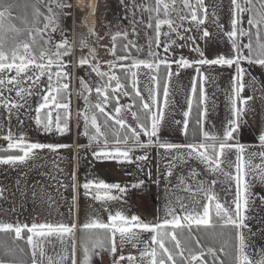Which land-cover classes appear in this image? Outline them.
Listing matches in <instances>:
<instances>
[{
	"label": "snow or ice",
	"instance_id": "1",
	"mask_svg": "<svg viewBox=\"0 0 264 264\" xmlns=\"http://www.w3.org/2000/svg\"><path fill=\"white\" fill-rule=\"evenodd\" d=\"M117 5L125 13L119 17L121 22L131 24L133 39H129L128 31L112 35V47L106 51L113 59L101 65L83 34L72 38L73 27L86 26L84 20L73 18V12L81 8L72 0H23V3L0 0V117L7 128L2 137L7 145L0 151V165L16 168L38 159L45 150L57 153L59 149L71 147L32 141L23 132L14 133L13 119L19 125L24 124L22 117L32 119L34 130L45 136L68 135L75 120L77 129L82 128L78 135L89 141L78 147L91 150L97 162L136 164L139 171L144 172L143 162L151 159L149 150L163 149L170 154L166 178L173 175L178 164L198 161L208 173H220L234 181L235 194L230 202L222 203L213 191L217 180L207 182L209 187H205L203 180L199 181V187H193L181 177L180 184L185 185L183 191L192 194V204L178 198L177 208L168 201L165 219L156 222H147L139 215L128 216L122 211L113 212L110 207L103 209L108 213L106 220L93 216L79 224L75 217L67 223L35 219L31 223L0 221L3 237L0 264H78L77 232L80 233L79 264H93V258L103 260V253L111 257V264H226L221 256H231L232 264H264V250L259 251L256 258L248 251L252 243L250 237L255 233L247 223L256 201L264 206V194L253 191L257 186L264 187V131L258 132L256 150L240 142L245 124L243 116L249 111L248 104L255 96L257 84L264 93V82L258 81L244 67L247 64L264 70V0H230L228 30H224L215 10L209 12L205 0H117ZM18 9L19 14L13 15ZM96 10L93 4L88 14L95 15ZM210 17L230 44L226 54L212 49L211 58L198 43L199 40L212 43ZM66 21L69 26L65 25ZM141 28L148 44L143 58L140 57L143 50L136 42ZM57 33L59 38L55 36ZM87 33L93 41L101 39L93 27L88 26ZM118 38L124 41L120 45L122 54H118ZM185 47L199 58L186 57ZM85 48L89 49L87 54L83 53ZM204 66L233 69L229 97L231 117L221 129L210 131L205 127V107L191 129L192 142H168L163 139L162 131L170 130L172 124L182 125L176 131L187 138L193 98L199 104H204L208 98L205 82L209 77L202 71ZM190 68L194 75L187 98L188 110L183 112L182 121L168 123L166 109L170 103L172 78ZM81 71L83 75L75 76V96L84 103L73 113L72 82L74 72ZM246 76L250 77L249 81L245 80ZM248 84L252 85L253 95L243 96ZM122 98L129 103L121 104ZM32 103L36 104L34 110ZM126 114H130L131 122ZM215 127L212 125L213 129ZM137 152L142 154L134 155ZM147 175L151 177L150 169ZM191 175L195 179L200 173L193 169ZM71 179L74 195L70 214L75 207L77 187L92 200L107 204L122 200L130 190L143 189L145 185L142 179L123 186L93 179L77 186L75 172ZM19 183L18 180V186ZM38 187L43 185L35 181L33 199L37 197ZM230 190L231 185L225 191ZM113 191L119 195H113ZM197 193H203V202ZM43 196L48 197V193L45 191ZM0 198H3L2 188ZM194 229L197 233L201 229L205 231L203 239L207 245L201 243L202 238ZM215 244L219 247L213 246ZM128 245L136 249L138 255H124Z\"/></svg>",
	"mask_w": 264,
	"mask_h": 264
},
{
	"label": "crops",
	"instance_id": "2",
	"mask_svg": "<svg viewBox=\"0 0 264 264\" xmlns=\"http://www.w3.org/2000/svg\"><path fill=\"white\" fill-rule=\"evenodd\" d=\"M205 4L209 8V12L215 10L219 16V22L224 25V30L230 28V0H205ZM209 30L213 33L212 43H205L203 40L198 41L200 48L205 52L206 56L211 58L213 55L212 49L218 50L220 53H227L230 44L227 37L223 36L222 32L216 28L212 23L210 17L208 22ZM247 39L245 38V42ZM191 54L189 59H198V54L189 51ZM175 68V66H173ZM248 69V72L252 76H255L258 81L264 82V70L258 66L244 65ZM205 75L209 79L205 82V89L207 92V100L202 104V110L207 107V115L204 117L206 123L205 127L210 131H216L222 128L224 123L231 117V76L233 75V69L220 68L217 66H204L202 69ZM194 75L193 69H185L180 71L178 77H173L170 85L169 107L166 109V122L170 123L172 120H183V112L188 110L187 98L191 94V78ZM246 81L250 80L249 76L245 77ZM257 91L253 100L249 101V111L243 120L245 124L242 125L240 142L246 146H251V150L258 148V132L264 131V93L260 89V84L256 85ZM146 95V93H145ZM243 96H252V85L248 84L245 87ZM124 100V98H123ZM121 104H128L129 101H123ZM195 98H193V104ZM241 107H244L241 105ZM127 119L131 122L130 114H126ZM190 117V116H189ZM190 121V120H189ZM215 125V129L212 128ZM182 125H171V129H165L162 131L163 139L172 143H189L192 142L191 131L187 138H185L180 132L176 131L177 128ZM190 126V125H189ZM82 129H77L73 124V136L72 140L68 142L56 141V137L59 135H41L37 140L44 143H59L69 144L70 148H63L62 151L52 153L45 150L41 153L40 157L36 160H30L25 165L17 166L13 168L7 165H0V188L3 189V198H0V221L13 222L17 220L21 222L31 223L34 219L39 222H70L73 217L76 218L77 223H83L81 219L82 205L80 202L79 192L76 190V202L73 212L70 214V208H73V188L71 175L75 172V183L79 186L80 182H77V158L80 156V150L85 151V179L87 180H114L113 183H119L125 185V179L123 178V171H125V165L119 164L114 161H107L104 163L97 162L91 155V150H85L78 147L79 145H87L88 139L82 135H78V132ZM142 139H146L142 137ZM156 149V148H154ZM258 162V160L256 161ZM62 170V171H61ZM132 173V171H131ZM92 175V177L90 176ZM138 176H135V169L133 174L130 175V182L137 180ZM19 180V186L17 181ZM35 181H40L43 185L42 188H37V197L33 199L32 191ZM129 182V183H130ZM62 185H66L65 188ZM78 188V187H77ZM48 193V197L43 196L44 192ZM254 192L264 194V187L257 186L253 189ZM24 193L23 195L21 193ZM134 193V191H132ZM130 195H133V194ZM103 195V193H100ZM113 195H119L113 191ZM50 197V199H49ZM133 198V196H132ZM85 207H87L84 214V221L87 222L91 217L97 216L101 219L107 218L108 213L103 211L105 207H110L113 212L122 211L124 209L123 199L119 201H110L107 204L103 202H97L94 204L91 196H86ZM133 201V199H131ZM91 205H94V208ZM16 208V209H14ZM14 209V210H13ZM18 210V211H17ZM250 219L247 221L252 232L255 235L250 237L252 243L248 251L256 258V254L264 250V206H261L259 201H256L252 210L249 213ZM0 234V239H2ZM80 233L77 232V260L79 264L80 260V247H79ZM23 246V245H22ZM0 252V257H2ZM124 255L125 248H124ZM97 264H111V257L107 253H103V260L97 261Z\"/></svg>",
	"mask_w": 264,
	"mask_h": 264
},
{
	"label": "rangeland",
	"instance_id": "3",
	"mask_svg": "<svg viewBox=\"0 0 264 264\" xmlns=\"http://www.w3.org/2000/svg\"><path fill=\"white\" fill-rule=\"evenodd\" d=\"M73 4H77L80 6L81 11L79 12H73V18L76 20H84L86 16V11L84 9V5L86 3L85 0H72ZM125 15L123 9L118 7L117 0H99L98 2V13H97V25H96V32L99 33V36L101 39H98L94 42L92 45L95 46L94 50L95 55L100 60L101 65H104L105 61L112 60L113 57L110 56L106 49H110L112 47V40L111 36L114 35L116 32H129V39H133L131 36V24L128 22H121L119 17ZM145 17L147 14H144ZM177 22H179L177 20ZM66 26H69V22H65ZM87 26H85V31L82 28L73 27L72 31V38L76 39V36L79 37V34H83L84 38L87 39ZM245 27H247L246 19H245ZM82 29V30H81ZM56 38H59V33L55 34ZM246 38V37H245ZM247 39V38H246ZM142 48V52L140 53V57L143 58L144 55L148 52V44H147V37L145 34V31L143 28L140 29V36L138 40L136 41ZM201 42V41H199ZM189 48L185 47L183 49V54L186 57H189L191 54L189 53ZM89 52V49L85 48L83 50L84 54H87ZM77 54L79 55V49H77ZM106 70V69H105ZM84 73L81 72H74V78H73V113H75L76 109L80 107L84 102L83 100L76 99L75 96V88L77 86V82L75 79V76L77 75H83ZM123 100V98H122ZM127 99H124L125 101ZM126 102V101H125ZM124 105H127L126 103ZM32 109L34 110L36 104L32 103ZM32 116H34V111L31 113ZM24 119V124L19 125L15 119L12 120L11 128L14 133H20L23 132L27 134L28 138L32 141H37L41 135L38 134L34 130V123L32 119H29L28 117H22ZM73 124H75V120L73 121ZM82 129V128H81ZM7 128L4 126L3 118L0 117V151H2L4 148H6L7 141L3 140V135L6 133ZM60 136V135H59ZM73 136V128L72 132L69 133L66 136H60L59 138L56 137L55 140L68 142L72 140ZM42 138V137H41ZM59 151H62L59 149ZM160 153V155H157V153ZM142 153H134V155H140ZM150 162H143L145 171L141 172L137 168L136 164H124L125 165V171H123V178L125 179V185H130L131 182L129 180V177L131 174H133V170L135 169V176L137 177V180H144L145 185L143 189L135 190L134 193H132V190H130L127 194V196L123 199L124 203V209L123 212L128 215H139L142 219H144L147 222H156L158 220L165 219V210L166 205L168 201H171L177 208L179 207V201L178 198H182V201L184 203L192 204V194L187 191H183L185 185L180 184V178L184 177L186 181L190 182L193 187H199V181L203 180L205 181V187H209V183L211 180L215 179L218 182L213 186V191L215 194L219 197V200L223 203L225 201H231L232 197L235 194V184L234 181L228 180L226 177H224L220 173L216 174H210L207 171H205L204 165L200 164L198 161L189 160L187 163L178 164V166L173 170V175L171 177H165V172L167 171V163L170 159V154L165 153L163 149H150ZM85 151L83 149L80 150V156L77 158L76 162V172H77V182L79 179V184L82 185L85 180L86 176V168H85ZM233 160H235V157H232ZM256 162V161H254ZM157 165L159 166V170L157 169ZM224 167H228L225 165ZM151 170V177L147 175L148 170ZM195 169L197 172L200 173L198 177L193 179L191 172ZM229 171H234V169L228 168ZM132 171V173H131ZM92 177V175L90 174ZM159 181V183H156ZM114 180L109 181V183H113ZM130 182V183H129ZM229 185H231V190L226 193V189L229 188ZM123 186V185H122ZM77 191L79 192L80 196V202L82 205L81 209V219L84 223V214L86 213L85 207V200L84 198L86 195H84V190L82 188H77ZM133 195H130V194ZM133 196V198H132ZM197 197L201 199L203 202V193H197ZM133 199V201L131 200ZM94 204H97V201H93ZM121 202V200H119ZM91 208H94V205H91ZM2 208V206H0ZM85 208V209H84ZM96 208V207H95ZM16 209V208H14ZM18 211V210H17ZM144 237H142L143 239ZM143 247V245H141ZM125 254L126 256L128 254L132 255H138V252L136 249L132 248L131 245H128L125 247Z\"/></svg>",
	"mask_w": 264,
	"mask_h": 264
},
{
	"label": "trees",
	"instance_id": "4",
	"mask_svg": "<svg viewBox=\"0 0 264 264\" xmlns=\"http://www.w3.org/2000/svg\"><path fill=\"white\" fill-rule=\"evenodd\" d=\"M13 2H17V0H13ZM19 2L20 3H23V0H19ZM19 12H20V10L18 9V10H16V11L13 12V15H18ZM79 28L84 29V31L86 30L85 27H79ZM76 32H77V27H76ZM86 34H87L86 36H87L88 42L90 44H93L94 42H92V39L88 36V33L87 32H86ZM77 38L78 37L76 36V39ZM123 42L124 41L121 40L120 38H118L117 41H116L117 49H118V54H122L120 52V45H122ZM135 55H136V53L133 52V56H135ZM96 57H97V55H96ZM97 60L100 62V60H99L98 57H97ZM201 110H202V104H199L198 103V100L195 98V102H194L193 107H192L191 115L189 117V120H190V126H189L190 127V131L194 127L195 120L197 119L198 113L201 112ZM100 119L102 120L103 118L101 117ZM193 231H194L195 234L199 235L202 238L201 239V243L207 245L208 242L205 239H203V237H205V235H206L205 231L203 229H201L198 233L196 232L195 229ZM213 246H215V247L218 248L219 247V244H215ZM228 250L231 251V245L230 244L228 245ZM221 259H224L226 261V264H232L231 256H228V257L221 256ZM97 261H99L98 258H93V264H97Z\"/></svg>",
	"mask_w": 264,
	"mask_h": 264
},
{
	"label": "bare ground",
	"instance_id": "5",
	"mask_svg": "<svg viewBox=\"0 0 264 264\" xmlns=\"http://www.w3.org/2000/svg\"><path fill=\"white\" fill-rule=\"evenodd\" d=\"M86 3L84 5V9L86 11V16H85V23H86V26H90V27H93L96 31V25H97V13H98V2L99 0H85ZM95 5L96 6V14L95 15H89L88 14V10L89 8L92 6V5Z\"/></svg>",
	"mask_w": 264,
	"mask_h": 264
},
{
	"label": "flooded vegetation",
	"instance_id": "6",
	"mask_svg": "<svg viewBox=\"0 0 264 264\" xmlns=\"http://www.w3.org/2000/svg\"><path fill=\"white\" fill-rule=\"evenodd\" d=\"M92 45V44H91ZM92 48H94L95 49V46L94 45H92Z\"/></svg>",
	"mask_w": 264,
	"mask_h": 264
}]
</instances>
